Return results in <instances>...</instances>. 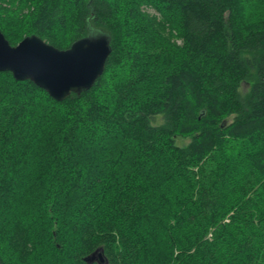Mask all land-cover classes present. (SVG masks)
<instances>
[{
  "label": "trees",
  "instance_id": "trees-1",
  "mask_svg": "<svg viewBox=\"0 0 264 264\" xmlns=\"http://www.w3.org/2000/svg\"><path fill=\"white\" fill-rule=\"evenodd\" d=\"M93 30L87 90L0 71V264H264V0H0L11 45Z\"/></svg>",
  "mask_w": 264,
  "mask_h": 264
},
{
  "label": "water",
  "instance_id": "water-1",
  "mask_svg": "<svg viewBox=\"0 0 264 264\" xmlns=\"http://www.w3.org/2000/svg\"><path fill=\"white\" fill-rule=\"evenodd\" d=\"M110 52V36L99 30L74 40L66 49L57 48L35 34L11 45L0 31V71L11 72L16 80L32 81L57 101L91 88L102 75ZM85 58V72L65 75L53 81L42 71L48 67L72 68ZM83 260L87 264L108 263L102 248H96Z\"/></svg>",
  "mask_w": 264,
  "mask_h": 264
},
{
  "label": "snow or ice",
  "instance_id": "snow-or-ice-1",
  "mask_svg": "<svg viewBox=\"0 0 264 264\" xmlns=\"http://www.w3.org/2000/svg\"><path fill=\"white\" fill-rule=\"evenodd\" d=\"M86 70H87V59L86 58L84 60H82V62L79 65L74 66L72 68L48 67V68L42 69L44 74L47 77H49L50 79H52L53 81H55L56 79H58L62 76L74 74V73L85 72ZM53 91H54V89H53Z\"/></svg>",
  "mask_w": 264,
  "mask_h": 264
},
{
  "label": "rangeland",
  "instance_id": "rangeland-1",
  "mask_svg": "<svg viewBox=\"0 0 264 264\" xmlns=\"http://www.w3.org/2000/svg\"><path fill=\"white\" fill-rule=\"evenodd\" d=\"M151 12H152V11H151ZM247 89H248V84L243 83V84L241 85V91L244 93L245 91H247ZM186 141H187V139H186V140H179L178 143H179V144H182V143H185Z\"/></svg>",
  "mask_w": 264,
  "mask_h": 264
}]
</instances>
